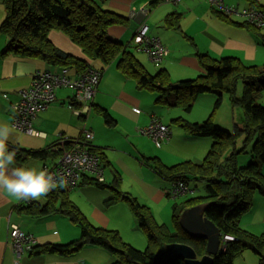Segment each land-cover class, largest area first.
I'll return each mask as SVG.
<instances>
[{
  "label": "trees",
  "instance_id": "trees-1",
  "mask_svg": "<svg viewBox=\"0 0 264 264\" xmlns=\"http://www.w3.org/2000/svg\"><path fill=\"white\" fill-rule=\"evenodd\" d=\"M107 1L0 0L6 11V16L0 25V34L8 38V45L2 55L37 58L49 67L57 68L52 69L56 71L67 67L74 77L92 68L100 72V81L102 70L115 63L121 73L136 81L138 88L157 93L159 104L180 107L187 112L192 111L199 95L205 93L217 95L214 110L204 122H191L183 117L173 120V123L180 125L189 135L212 138L211 148L201 162L185 160L174 165H166L159 157L147 159L151 167L173 185L183 181L191 187V181L198 180L205 183V190L201 195L173 204L174 228L171 229L165 223H160L147 205L140 203L135 196L123 192L118 187V179L115 183L107 184L92 175L90 177L89 174H84L78 186L89 182L101 187L107 186L113 191L112 196L106 200L107 205L119 202L128 205L141 228L146 232L147 247L143 250L138 249L127 242L119 230L93 223L70 198L69 193L75 187L66 185L46 194L44 204L26 201L27 203L20 204L18 210L30 218L63 215L81 229V236L68 243L39 245L36 243L27 251L56 253L68 257L85 245H95L103 247L115 256V261L111 264H151L155 252L160 248L169 243H187L194 247L198 257H202L206 254L207 240L189 235L182 228L180 217L189 207L209 203L205 209V216L219 227L221 239L224 235L235 237L234 240L227 242V249L224 252L214 256L213 264H234L235 258L249 248L259 254L260 264H264V232L257 235L241 225V217L250 209L254 194L256 192L264 194L262 170L264 104L260 103L264 90V63L249 65L238 57L216 58L209 53L197 51L196 55L203 73L195 78L173 82L170 73L164 68L150 73L134 54L137 46L133 38L128 42L111 38L109 28L113 25L125 24L128 18L106 9L104 4ZM159 1L155 0L152 3L155 5ZM207 1L218 15L233 20L210 0ZM246 1L249 4L247 7L264 13V4L259 0ZM146 8L148 9L147 6ZM180 19L181 14L172 13L165 18V22L167 26L181 30ZM243 25L255 31L264 28H257L248 20L243 22ZM57 33L68 39L73 47L72 50L62 48L53 40L52 35ZM187 38L197 46L191 36L187 35ZM97 63L101 64L100 69L97 68ZM241 81L244 84L242 97L238 95ZM225 94L229 95L233 106L242 107L245 113L244 126L240 128L236 125L234 132H228L214 122V114L221 107ZM96 111L109 126L116 124L107 109L98 107ZM241 137L244 138V147L237 150V140ZM82 138L83 133L79 138L62 137L47 149H26L18 146H11L9 149L22 161L55 157L57 159L54 163H56L62 156L64 148H70L75 140ZM63 140L64 147L61 144ZM253 141H255L254 160L247 166H240L237 161L238 154L245 153L247 146ZM230 149H233L231 154ZM90 150L99 154L101 163L106 167L104 152L94 146L93 142ZM171 264H186V262L178 260Z\"/></svg>",
  "mask_w": 264,
  "mask_h": 264
},
{
  "label": "crops",
  "instance_id": "crops-1",
  "mask_svg": "<svg viewBox=\"0 0 264 264\" xmlns=\"http://www.w3.org/2000/svg\"><path fill=\"white\" fill-rule=\"evenodd\" d=\"M154 1L108 0V3L104 4L109 10L128 18L125 24L109 28L111 38L128 42L140 26L147 23L150 32L158 35L170 49L169 55L159 64L153 62L146 52L134 50L137 59L150 73L164 68L170 73L173 82L195 78L203 73L196 55L197 51L209 53L216 58L238 57L249 65L264 63V28L255 31L243 25L246 17L232 15L233 20L224 18L211 8L207 0H182L179 4L160 0L155 5L152 3ZM259 1L264 4V0ZM226 2L241 9L249 5L246 0ZM141 6H147L149 9L146 17L139 14L138 9ZM133 10L137 11L134 16L131 15ZM172 13L181 14V30L167 26L165 18ZM5 16V7L0 2V25ZM187 35L193 38L197 46L190 42ZM52 37L62 48L73 49L62 34H53ZM7 45L8 38L0 34V125H7L10 129L8 151L11 146L47 149L62 137L79 138L84 129L91 128L94 133L92 141L94 146L100 148L106 157L104 182L112 184L118 179V187L147 205L157 220H161L163 213L172 214L173 200L168 193L173 184L159 175L147 159L159 157L166 165H174L185 160L201 161L200 158L206 152L202 149L210 148V140L189 135L180 125L176 126L178 130L176 131L175 122L173 123V120L179 117L186 119L187 113L191 114L195 106L192 111L187 112L180 107L159 104L157 93L138 88L136 81L121 73L114 63L102 70L97 94L88 111L77 114L75 108L80 109L82 105L74 101L73 89H59L55 102L47 110L39 113L35 120V128L39 134L24 133L15 129L11 122L13 104L20 98L18 90L30 85L36 69L57 68L49 67L37 58L2 55ZM96 66L101 68L100 63ZM70 75L74 77L71 73ZM98 107L105 108L111 113L116 121L114 126H109L97 113ZM136 108H140L141 112H136ZM203 108L205 110L202 111V115H207L211 110ZM182 111L186 112V115H183ZM154 113L159 114L172 129L171 140L163 145L164 149L161 148L163 146L157 147L150 137L137 132V127L147 125ZM187 144H190V150ZM56 159L49 157L46 160L22 161L15 157L14 166L35 167L40 170L44 169L45 165L54 164ZM112 194L113 191L109 187H101L90 182L72 188L69 193L70 198L93 223L111 229L117 228L122 233L121 224L129 221L130 225H134L135 217L125 202L107 205L106 200ZM26 201L44 204L46 195L39 200H16L9 197L6 192L0 191V264H17V255L11 242L12 223L18 224L23 231L33 232L37 237V245L68 243L81 236L77 225L63 215L30 218L19 212L18 207ZM135 229L136 226L132 228L131 233L135 234ZM114 261L115 256L103 247L85 245L68 257L26 250L20 257L19 264H111Z\"/></svg>",
  "mask_w": 264,
  "mask_h": 264
},
{
  "label": "built area",
  "instance_id": "built-area-1",
  "mask_svg": "<svg viewBox=\"0 0 264 264\" xmlns=\"http://www.w3.org/2000/svg\"><path fill=\"white\" fill-rule=\"evenodd\" d=\"M175 4L181 0H168ZM225 14L242 15L257 28L264 27V13L255 8L238 6L226 3L225 0H210ZM139 14L146 17L148 9L141 6ZM133 10L131 15H136ZM137 49L146 52L150 59L159 64L170 53V49L162 42L161 38L150 32L149 25L143 23L133 36ZM100 72L92 68L71 77L67 67L59 71L52 69L38 68L32 75L31 83L28 87L18 90L19 100L13 104L12 126L24 133L37 135L39 131L35 128V120L39 113L47 110L57 99V92L62 88H72L74 90V101L82 105V108H75V112L80 114L89 109L90 103L94 101L97 88L100 83ZM140 113L141 109L136 108ZM137 132L140 135L148 136L157 147L168 143L172 137L171 126L166 124L159 114H152L150 121L145 126H138ZM94 133L91 128L83 130V138L74 141L70 148H64L63 154L54 165H45L44 170L48 171L54 178H62L66 185L78 186L82 175L89 174L99 181L105 180V167L101 163L99 154L90 150ZM63 146L64 140L61 141ZM64 147V146H63ZM193 190L183 181L172 186L168 195L172 199H178ZM12 238L14 252L16 253V263H20V257L26 250H31L37 243L34 233L23 231L18 224L12 223ZM231 235H224L222 239L223 251L227 249V242L234 240Z\"/></svg>",
  "mask_w": 264,
  "mask_h": 264
},
{
  "label": "rangeland",
  "instance_id": "rangeland-1",
  "mask_svg": "<svg viewBox=\"0 0 264 264\" xmlns=\"http://www.w3.org/2000/svg\"><path fill=\"white\" fill-rule=\"evenodd\" d=\"M43 64L44 63H42V65ZM243 94H244V84L241 81L239 82V86H238V95L242 97ZM216 97L217 95L212 94V93H205V94L199 95L193 112L191 114L187 113L189 118L186 116L185 118L189 121L192 120L191 122L193 121L200 122V123L204 122L206 119H208V117L214 110V103H215ZM260 103L264 104V90L262 91ZM203 107L211 108L210 112L209 111L207 112V115H202V111L205 110ZM182 112L184 113L183 115H186V112L184 111ZM244 116H245V113L242 107L238 105L233 106L230 101L229 95L225 94L221 107L214 114V122L218 127L223 128L227 130L228 132H234L236 125L240 128L244 126ZM176 126L178 127L180 126L174 123V128L176 131H178ZM204 138L210 140L211 144L210 143L208 144H210V148H211V145L213 142L212 138L210 137H204ZM243 140H244L243 137L238 138L237 150H240L241 148L244 147ZM254 142L255 141H253L247 146L245 153L238 154L237 161L240 166H247L250 162H252V160H254V154H253ZM161 148L164 149L165 146ZM187 148L190 150V144H187ZM210 148L206 150V148L203 147L202 150L206 152L200 158L201 161L204 159V157L206 156ZM232 151L233 149H230V154L232 153ZM262 170L264 174V162H262ZM190 186H191L190 187L191 189H194L193 193L186 194L185 196L178 198V199L171 198L173 200L172 204H174L175 202L179 203V202L185 201L194 196L201 195L202 193H204L205 183L203 181L192 180ZM172 212H173V207H172ZM158 220L160 223H165L169 228L171 229L174 228L171 213L170 214L163 213L161 215V220L160 219ZM134 221H135L134 225L133 224L130 225L129 221H126V223L121 224V226H123L122 227L123 231L122 233L121 232L120 233L127 242L131 243L136 248L143 250L148 245V238H147L146 232L141 228L139 221L135 218H134ZM256 224H260V226H257ZM241 225L243 228L248 229L249 231L257 235H260L264 232V194H261L260 192H256L254 194V200L250 206V209L245 214H243L241 217ZM244 225L247 228L244 227ZM124 226L126 229H124ZM135 226H136V229L134 230L135 234H133L131 233V230ZM78 229L80 228L78 227ZM113 229L118 230L117 228H113ZM234 264H260V256L257 252L249 248V249L244 250L242 253H240L235 258Z\"/></svg>",
  "mask_w": 264,
  "mask_h": 264
},
{
  "label": "water",
  "instance_id": "water-1",
  "mask_svg": "<svg viewBox=\"0 0 264 264\" xmlns=\"http://www.w3.org/2000/svg\"><path fill=\"white\" fill-rule=\"evenodd\" d=\"M209 203H203L184 210L180 217L182 228L191 236L207 240L206 254L198 257L193 246L187 243H169L157 250L151 264H171L184 260L186 264H213L214 256L223 252L219 227L205 216Z\"/></svg>",
  "mask_w": 264,
  "mask_h": 264
},
{
  "label": "clouds",
  "instance_id": "clouds-1",
  "mask_svg": "<svg viewBox=\"0 0 264 264\" xmlns=\"http://www.w3.org/2000/svg\"><path fill=\"white\" fill-rule=\"evenodd\" d=\"M9 136V127L0 125V191L16 200H39L53 189L66 186L64 179L54 178L46 170L15 167V152L7 149Z\"/></svg>",
  "mask_w": 264,
  "mask_h": 264
}]
</instances>
